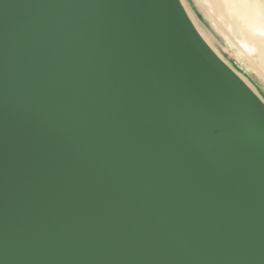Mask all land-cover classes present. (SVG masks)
I'll list each match as a JSON object with an SVG mask.
<instances>
[{"label": "water", "instance_id": "1", "mask_svg": "<svg viewBox=\"0 0 264 264\" xmlns=\"http://www.w3.org/2000/svg\"><path fill=\"white\" fill-rule=\"evenodd\" d=\"M0 264H264V101L180 0H0Z\"/></svg>", "mask_w": 264, "mask_h": 264}, {"label": "bare ground", "instance_id": "2", "mask_svg": "<svg viewBox=\"0 0 264 264\" xmlns=\"http://www.w3.org/2000/svg\"><path fill=\"white\" fill-rule=\"evenodd\" d=\"M194 1L229 47L235 48L264 78V0ZM204 36L212 40L209 34L204 33Z\"/></svg>", "mask_w": 264, "mask_h": 264}, {"label": "rangeland", "instance_id": "3", "mask_svg": "<svg viewBox=\"0 0 264 264\" xmlns=\"http://www.w3.org/2000/svg\"><path fill=\"white\" fill-rule=\"evenodd\" d=\"M193 25L211 47V49L223 59L242 79L255 91L264 101V78L259 76L253 67L241 57L237 50L225 41V39L214 29L207 15L200 9L194 0H180ZM209 34L212 40L204 36Z\"/></svg>", "mask_w": 264, "mask_h": 264}]
</instances>
